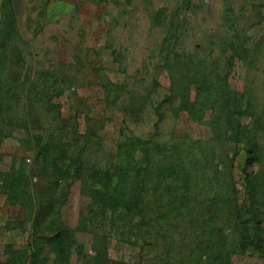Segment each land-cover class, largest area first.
<instances>
[{"label":"rangeland","instance_id":"374dc122","mask_svg":"<svg viewBox=\"0 0 264 264\" xmlns=\"http://www.w3.org/2000/svg\"><path fill=\"white\" fill-rule=\"evenodd\" d=\"M39 207L69 264H264V0H0V264Z\"/></svg>","mask_w":264,"mask_h":264},{"label":"trees","instance_id":"16d2710c","mask_svg":"<svg viewBox=\"0 0 264 264\" xmlns=\"http://www.w3.org/2000/svg\"><path fill=\"white\" fill-rule=\"evenodd\" d=\"M54 148V146H50L47 144L45 147L40 149V153L38 156L41 159L46 157L51 158ZM43 210L44 209H41V207H39V210H37L36 212L37 214L33 218V224L31 225L32 238L35 239V245L34 247H32V249H34L33 255L31 258L30 255H25L26 257L22 255V258H24V260L22 261V263L18 264H69L68 257L70 254L66 255L64 251H69L73 245V242L69 237L70 231L61 223H56L55 219L46 220L47 217L42 213ZM64 236H68V238L66 239L67 245L65 250V245L63 244V242L65 241ZM45 249L48 250L46 254ZM93 249L96 252V257L92 260V264H101L106 260L105 256L103 255L104 249H102V251H98L97 249L101 248H98L96 246L93 247ZM21 254L24 253H20V256ZM49 254H52L55 257L51 263H49ZM17 255L19 256V253H17ZM16 262H18V260Z\"/></svg>","mask_w":264,"mask_h":264}]
</instances>
